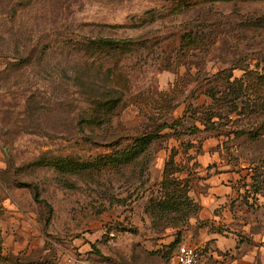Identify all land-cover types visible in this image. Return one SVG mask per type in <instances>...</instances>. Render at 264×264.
<instances>
[{"label": "rangeland", "instance_id": "374dc122", "mask_svg": "<svg viewBox=\"0 0 264 264\" xmlns=\"http://www.w3.org/2000/svg\"><path fill=\"white\" fill-rule=\"evenodd\" d=\"M208 79L245 85L220 113L236 123L209 134L191 118L212 103ZM161 120L176 138L163 131L137 169L108 163ZM232 132L247 135L217 139L221 157L249 173L219 210L233 230L195 219L199 208L156 216L171 151L186 166L187 146ZM0 139V243L14 264H174L179 246L202 254L223 232L253 245L264 234V0H0Z\"/></svg>", "mask_w": 264, "mask_h": 264}, {"label": "crops", "instance_id": "0c3cea01", "mask_svg": "<svg viewBox=\"0 0 264 264\" xmlns=\"http://www.w3.org/2000/svg\"><path fill=\"white\" fill-rule=\"evenodd\" d=\"M218 144L216 138L210 137L200 143L195 153L185 149L186 166L178 162V155L175 161L185 168L179 177L186 176L180 179L192 181L190 197L199 206V214L195 219L212 220L217 227L223 222L226 225L224 229L227 230L231 228V213L225 209L223 215H220L219 210L227 206L232 199L238 198L239 190H236V187L241 180H245L246 174L249 173L235 168L229 161L223 159ZM171 154L172 151L164 161V169ZM246 182H249V177ZM223 233V235L213 234L206 241L212 243L208 247V252L201 254L203 264H264V234L253 235L254 244L246 247V243L239 242L237 236L228 234V232Z\"/></svg>", "mask_w": 264, "mask_h": 264}, {"label": "trees", "instance_id": "16d2710c", "mask_svg": "<svg viewBox=\"0 0 264 264\" xmlns=\"http://www.w3.org/2000/svg\"><path fill=\"white\" fill-rule=\"evenodd\" d=\"M235 68L234 70H236ZM227 79L220 82V79L209 80L205 82L203 80L200 84V87L204 90V96L209 97L212 100L211 104H206L205 106L198 107V115L199 117H191L196 122L201 123L205 127V132L209 134L210 132H219L215 129L216 124L221 125L222 122L228 121L233 124L236 123L231 119L232 112L225 114V116L220 115L222 112L223 105L227 102L228 106H233L238 100L241 98V94L245 88L243 80H235L234 82H230ZM231 80V78H230ZM219 83L223 85L220 86ZM204 84V85H203ZM259 85V83H258ZM204 87V88H203ZM96 105L98 107H106L103 103L97 102ZM108 111L110 113L113 112L114 105L111 107V104L107 103ZM236 111H234L235 113ZM243 114L239 113V117L242 118ZM185 118V117H183ZM163 120V119H162ZM159 121V125L156 130L151 133H144L141 136L133 138L130 140L128 145L118 151L112 159L108 162L109 164L113 163L117 170L120 172L124 169L132 166V169H137L142 164L144 158H149L152 154L151 151L153 148L163 140L164 137L168 135L162 136V132L166 130H172L173 135L170 137L176 138L177 130L176 126H172L167 123V121L162 122ZM94 122L95 125L100 126L101 120L100 117H93L91 123ZM162 122V123H161ZM178 122V121H176ZM197 133H200V130L196 128ZM235 137V139L244 138L247 134L242 132L241 134L232 132L229 135H221L220 133H216L215 135H208L202 141L205 142L210 137L220 139L224 137L231 138V136ZM193 148L192 145L187 146L186 150ZM160 151V150H158ZM178 155L177 151H173L169 161L166 162L164 169V181H161V197L157 203L153 204L151 207L152 212L156 213V216L163 215L164 209H172L173 215L175 217L173 219L177 221H182L184 219H188L192 212H198V205L193 201L190 197V190H188L187 184L188 180H182L179 177V174L183 173L185 168L180 164H178L175 159ZM130 169V168H129ZM178 169H181L179 171ZM176 170V171H174ZM172 171V173H171ZM167 176V178H166ZM184 186V187H183ZM170 187H174L175 190L170 189ZM185 188V189H184ZM153 203V202H152ZM181 209L185 211H181ZM191 212V213H190ZM165 216V215H163ZM2 244L0 243V264H14V261L8 259L3 255ZM16 264V263H15Z\"/></svg>", "mask_w": 264, "mask_h": 264}, {"label": "built area", "instance_id": "2783aa9c", "mask_svg": "<svg viewBox=\"0 0 264 264\" xmlns=\"http://www.w3.org/2000/svg\"><path fill=\"white\" fill-rule=\"evenodd\" d=\"M1 148V139H0ZM174 264H203L200 250L197 247L181 245L173 258Z\"/></svg>", "mask_w": 264, "mask_h": 264}]
</instances>
